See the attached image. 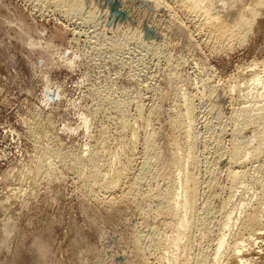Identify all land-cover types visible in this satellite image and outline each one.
<instances>
[{"label": "rangeland", "instance_id": "374dc122", "mask_svg": "<svg viewBox=\"0 0 264 264\" xmlns=\"http://www.w3.org/2000/svg\"><path fill=\"white\" fill-rule=\"evenodd\" d=\"M73 1L69 0V6ZM160 1L170 13L158 23L161 34L165 32L164 40L154 46L147 45L145 39L143 43L137 40L140 32L136 23L129 26L123 22L118 37L112 34L114 30L104 28L106 35H113L117 41L106 44L98 27L82 23V16L71 19V13L60 9L56 0H0V264H114L110 260L114 257L108 256L111 252L123 258L117 264H158L155 252L162 249L163 235L169 236L166 225L171 220L170 215L159 211L158 202L178 183V162L186 161L188 147L195 142H200L195 143L199 147L196 151L191 148L199 162L195 171L199 172V203L211 198L210 203L218 205L211 215L214 222L221 218L219 206H225L226 201V209L235 208L238 216L237 207L258 198L247 181L250 170L264 168L263 153L258 156L262 159L249 157L250 163L234 168L244 174L235 180L243 185L230 181L229 169L218 166L215 198L205 186L210 163L216 159L212 140L220 141L221 150L231 148L230 133L238 127L224 114L221 123L212 128L208 118L215 115L214 88L224 86L236 94L248 71L264 69V8L251 28L253 32L219 48L207 38L200 15L182 5V0ZM228 2L223 6L214 0V14L230 11ZM70 8L74 12L73 4ZM106 8L103 12L107 14L110 9L111 13L113 6ZM96 14L93 11L90 17ZM157 18L161 19L156 16L147 21L148 26L157 24ZM214 84L212 91L207 90L206 86ZM232 85L236 87L233 90ZM120 102L124 113L116 109L115 103ZM188 112L194 118L192 129L201 135L200 139L195 136V141L194 137L182 136ZM190 139L194 142L189 143ZM198 213L205 217L202 210ZM201 244L206 245L205 241ZM192 250L194 254L200 249L195 246Z\"/></svg>", "mask_w": 264, "mask_h": 264}, {"label": "bare ground", "instance_id": "6f19581e", "mask_svg": "<svg viewBox=\"0 0 264 264\" xmlns=\"http://www.w3.org/2000/svg\"><path fill=\"white\" fill-rule=\"evenodd\" d=\"M47 1H49V0H47ZM56 1H58V3H60V4L57 3L58 4L57 6L60 5V9L62 8L64 10V8H66L68 14L70 15V13H71V15H70V17H72L71 19L76 18V20H77V19H79L82 16L81 17L82 19L80 18V20H82L81 21L82 23H84L86 25H89V27L91 26L90 24H93L92 25L93 28L98 27L99 30L101 31V34L103 35L102 37L105 40L106 44H109V43L114 44L113 42H115L116 40L114 39L113 35L107 36L106 35L107 33H106L105 29L108 28V29L114 30V33L112 31V34H116L117 32L119 33L120 29H121V26H123L122 23L124 22L125 24L128 23L129 26H134V23H136L135 24L136 28L139 30L138 32H140L139 34L137 33L138 34V39H137V37H136V39L139 40V41H142V43H143V39H145L147 41V43H146L147 45H153L154 44V46H155L156 43L159 42L164 37V34H165V32H164V34L163 33L161 34L162 30L159 29L158 26H160L159 24H161V22L163 21V18L167 16V13L168 14L170 13V12L166 11V9L163 8L164 6L163 7L161 6V1L160 0H155L153 2L152 1L150 2L148 0H93L94 3L91 2L90 0H74L73 3L71 2L73 4V7H74V12L71 11L70 6H72V4H70V6H69V0H56ZM182 2H183L182 5L186 4V6H188V8H190L191 10H193L194 12H196V13H198L200 15L201 18H198V19H202V23L204 25L203 27L202 26L201 27L202 28L205 27L206 28V32L209 34V35H207V38L209 36L210 39L213 41V43L219 48H223L225 46L227 47V43L232 41L235 37H242L246 33L248 35L249 31L253 29L252 28L253 25L255 24V22L260 17L261 9L264 8V0H219V2L223 3V4H221L223 6H226L225 2H228L229 3L228 9L230 11L224 13L223 15H221V14L220 15H215L214 13H217V12H213V9H215V8L212 9V5H213L212 3L214 2V0H182ZM216 2H218V1H216ZM96 5L98 6L99 11H98ZM215 5H216V3H214L213 7H215ZM52 6H53V4H52ZM109 6H113V9L111 10L112 12L109 13L108 10H110V9H108L107 10V14L104 13L103 12L104 9H107L106 7H109ZM138 7H141V9H140L141 11H138V9H139ZM53 8H54V6H53ZM218 8H220V7H218ZM93 11H97V14L95 16L96 18L95 17L94 18L90 17L91 12H93ZM65 12H64V14H65ZM194 12H189V13L192 14ZM139 15L142 16L143 19H137ZM93 16H94V14H93ZM156 16L160 17L161 19L157 18L158 19V20L156 19L157 22L155 21L157 24H155V25L153 24V26H150V25L148 26L147 21H150L151 18H153V19L156 18ZM66 18L67 17H65V20H66ZM171 18H172V16H171ZM100 20L102 21V23H101ZM56 21H58V20H56ZM117 26H119V27H117ZM129 26L126 29H129ZM116 27H117V29H116ZM73 31H75V30H73ZM92 31H94V30H92ZM135 31H137V30H135ZM141 31L144 33L145 37L142 35ZM124 32L122 34H124ZM251 32H253V30ZM89 33H90V31H89ZM116 35L118 37V34H116ZM124 35H126V34H124ZM127 35H128V32H127ZM78 37H79V34H78ZM91 38H92V36H91ZM119 38H121V37L119 36ZM122 38H123V36H122ZM170 38H171V36H170ZM185 38L187 39V37H185ZM124 40H125V38H124ZM124 40H122V41H124ZM163 40H164V38H163ZM72 41H74V40H72ZM240 41H241V44H242L243 41L242 40H240ZM120 42H121V40H120ZM209 42H211V41L209 40ZM115 44H117V43H115ZM137 44H138V42H137ZM212 44H211V48H212ZM215 45H213V46H215ZM230 45H231V43H230ZM139 47H140V45H139ZM217 47H215V48H217ZM107 48H110V47H107ZM116 48H118V47H116ZM125 48H126V46H125ZM151 48H152V46L150 47V50H151ZM143 49H144V47H143ZM117 50H119V49H117ZM127 50H128V46H127ZM217 50H218V48H217ZM102 51H104V50H102ZM157 51H158V49H157ZM213 51H215V50H213ZM89 57H91V56H89ZM109 57H110V55H109ZM93 60H92V62H93ZM117 60H120V59H117ZM262 62H264V61H262ZM251 63H253V62H251ZM256 65L257 64L255 63V66ZM199 67H200V64H199ZM251 67L253 68V66H250L249 70H251ZM263 67H262V69H263ZM240 74H241V72H240ZM133 75H134V72H133ZM131 78H134V77H131ZM212 78H214V77H212ZM212 78H210V79H212ZM240 79H242V77H240ZM244 79L243 80L245 82L242 80L244 84L241 82L243 84L241 90L236 91V92H238L236 94L233 93L235 91V90H233V88L235 87V86L233 87V85H232V88H231V90H233V91H229L230 89L228 90V88L224 89L223 88L224 86L222 88H220L219 86H215V84L206 86L207 90H209V91H212L211 90L212 89L211 86H215L214 93L212 92L214 94L213 97H214L215 103H217V105L216 104L212 105V108H213L212 109L213 110L212 113L214 112L215 115L213 114L214 116H211L212 114L210 112V114H211L210 116L212 118L211 117L208 118L209 121H210V119H212V122H211L212 123V125H211L212 128H216V126L221 123V120H222L224 114H227L228 116H230L229 118L232 119L233 124H234V122H235V124L238 123L237 129H233V131L231 130L232 133H230V134H232L231 135V139L232 140L230 139L231 140V143H230L231 144L230 145L231 148L228 147L230 150H225L227 147L225 149L222 148L223 150H221L219 148L220 146H222V145L219 144L220 141L217 143L216 140H212L213 142L215 141L214 142V148L216 149L215 150L216 159L214 157V160L210 163L211 165H210V168L208 170L210 178H209V182L205 186V189H207L205 191H207L209 193L211 192V194H212V195H210V197L211 196L214 197V195L216 194L215 191H216V189L218 187V185H215V182H214V180H216L215 179V171L217 173V167L218 166H219V169H223V170L225 168L227 170L229 169V173H231L232 176H231V178H230V176L227 177V178H229L230 181H231V179L234 180V182L236 183L238 180L237 181H235V180L237 178H239V180H240V176H243L244 174L240 172V169L239 170L237 169L239 172H236L237 170L234 169V168H237L239 165H242V164L250 161V160L247 161V159L249 157H250L251 160H255V159L258 158V156L260 154H262V153L264 154V69L263 70L259 69V71H257V72L252 69L251 71H248L246 73ZM207 81L211 82L210 80H207ZM217 81H219V80H217ZM217 81H216V83H217ZM232 81H234V80L232 79ZM214 83H215V81H214ZM232 83H234V82H232ZM229 85H231V84H229ZM229 87H231V86H229ZM202 88H203V86H202ZM203 91H205V90H203ZM208 97H209V95H208ZM117 102H119V101H117ZM121 102L120 103H115L116 104V109H117V111L119 110V111L124 113L123 107L120 105ZM238 102H241V103H238ZM243 104L244 105L245 104L246 105L249 104V105L248 106H246V105L242 106ZM236 106H238V108ZM188 109L190 110V108H188ZM124 110H125V108H124ZM128 110H129V108H128ZM208 110H211V109H208ZM184 115H186V114H184ZM181 116H182V114H181ZM191 116H192L191 113L188 112L187 115L185 116V118L187 117L186 120H184L185 118L183 119L184 121H187V123H186V129L187 130L185 129L184 132L182 131V130H184V129H182L183 125H181V122L183 120L180 122V125H181L180 129L183 132V135L180 134V133L179 134L182 135V136H186L187 138H190V137H194L195 138V136H196L197 139H200V138H198L199 135L197 136L198 132H196V133L194 132L196 130H194L195 129L194 128V124H192V119H191L193 117H191ZM122 117L124 119V114H123ZM178 119H180V118H178ZM230 120H229V122H230ZM184 121H183L182 124H184ZM209 121H207V122H209ZM193 122L195 123V121H193ZM178 123H179V121H178ZM178 123H177V125H178ZM227 123H228V121H227ZM224 125H225V123H224ZM209 126L207 127L208 130H209ZM224 127L225 126H223V129H224ZM184 128H185V126H184ZM192 128H194V129H192ZM249 129L251 130V132L249 131L250 135H248L249 133L244 135V131L249 130ZM228 131H229V129H228ZM208 132L210 134V130ZM208 132H206V133L208 134ZM220 132H221V129H220ZM215 134H217V132ZM211 135H212V133H211ZM213 136H214V134H213ZM134 137H136V136H134ZM196 138L194 139V141L196 140ZM205 140H207V138ZM205 140H204V143L206 142ZM190 141H191V139L189 140V143L194 142L193 139H192L191 142ZM213 142H212V144H213ZM189 143H188V145H189ZM197 143H200V142H197ZM194 144L192 146L189 145L188 149L189 148L190 149L187 152V154L184 153L186 155V158L184 157L186 161H184V162L179 161L178 162L177 173H178V171L180 172V173H178V175H179L178 183L176 185H174L175 187L172 185L173 188L171 189V187H170L171 190L167 189V192L162 196V198L159 197V199L161 198V202H158L159 204H161L159 208H162L159 211L160 212H165V214L167 213V215H170L171 220L169 222H167L168 225L165 224L166 226H168V230L170 231L169 236H167L168 233L166 234V232H165L164 234H166V238L163 235L162 239L164 241H161V242H164V243H161L160 241H157V242H160L162 244V245L161 244L159 245L162 249H160V247H158V249H160L159 250L160 252L157 251V249L155 248V245H157L158 243L156 242L155 245L153 244L154 245V249H156L155 253L158 252L157 253L158 256L155 254L157 256L156 260H157L158 264H264V168H254L253 164H252L253 168H254L253 170H250V168L247 167L251 172L249 173V176H248L249 177V181L246 180L247 179L246 177H245L246 178L245 180L247 182H250V183H248V185L251 184L250 186H252V189L253 188L256 189L255 191H257V193H258V194H256V195H258V198L255 199V201H251V202L248 201L244 205H242L241 207L240 206L237 207V208H240V211H237V212H239V214L237 213L238 216H236L234 214L235 208L231 207V209L232 210L234 209V211L226 209V207H225L226 203H227V201H226L225 206H224V204H221L219 206V213L221 214V215L220 214L219 215L221 216V218L219 220H217V221L215 219L216 222H214L213 221L214 218L212 217V219H211V215L215 213V208L218 205L214 204L215 206H213L212 203H210V202H213V201L210 200L211 198H209V194L208 193L207 194H208V198L209 199L203 201L204 203H201V204L199 203L200 202V199H199V197H200L199 196V194H200L199 193V189L200 188H199V181L197 179L198 178L197 174L199 172L197 174L195 172L196 169H197V171L199 170L197 168L198 160L196 162L197 158L195 159V156H196V154H194L195 152L193 154L191 153V148L192 147H194V149L196 151L197 147H196V144H195V146H194ZM179 145H181V144H179ZM206 145L208 147V143ZM198 146H202V145H198ZM175 148H177V147H175ZM205 149H206V147H205ZM219 149H220V151H219ZM177 155H179V152H178V154H176V157H177ZM46 157H48V156H46ZM178 157H180V156H178ZM181 157H183V156L181 155ZM184 158H182V159L184 160ZM208 158H209V156H208ZM260 159H262V158H260ZM260 159L258 158V160H260ZM45 160H46V158H45ZM49 160H51V159H49ZM189 160L191 161V163L189 162L190 165L187 163ZM42 162H45V161H42ZM52 162H54V161H52ZM252 162H254V161H252ZM248 163H250V162H248ZM254 163H258V162H254ZM47 164H49V163H47ZM186 164H188L189 168H187ZM207 164H209V163H207ZM198 165H199V162H198ZM258 165H259V163H258ZM262 167H264V166H262ZM48 168H50V167L48 166ZM207 168H208V166H207ZM39 169H40V167H39ZM248 169L246 170L247 172H248ZM223 170L220 173H223ZM234 170H236V171H234ZM241 171H242V169H241ZM177 173H175V174L177 175ZM175 174H174V176H176ZM98 175H100V174H98V172H97V176ZM97 176L95 175L94 176L95 179L94 178H92V179L96 180ZM98 177H101V176H98ZM116 178L117 177L115 176V179ZM94 180L91 181V182H94ZM97 181H99V180L97 179L95 182H97ZM114 182H116V181H114ZM247 182H245V183H247ZM231 183H233V182H231ZM241 183H243V182H241ZM241 183L239 182L238 184L237 183L236 184L238 186ZM245 183H244V185L246 186ZM111 184H113V183H111ZM171 184H170V186H171ZM236 184H235V186H236ZM97 185L98 184H95L96 187H97ZM241 185H243V184H241ZM99 186L101 188L103 187V189H104L103 183H101ZM232 186H233V184H232ZM250 186H248V187H250ZM166 188H167V186H166ZM218 189H219V187H218ZM232 189H233V187H232ZM164 191H166V190H164ZM229 197H230V195H229ZM242 200H241L240 203L243 202ZM224 202L225 201H223V203ZM228 202H231V201H228ZM199 205H201V207H200L201 209H199ZM161 210H163V211H161ZM199 210H202V212H203L205 217L201 218V216L200 217L198 216L199 215V213H198ZM200 213H201V211H200ZM162 214L164 215V213H162ZM209 217H210V219H208ZM166 226H164V227H166ZM215 229H217L216 230V232H217L216 234H214V230ZM203 237H204V239H207V240H202V241H205V244H206L204 247H202L203 246L201 244L202 241L200 240ZM108 239L109 238H107V240ZM197 241L200 242L199 245L198 244L196 245ZM195 246H197V248L200 249V250L199 251L197 250L198 253L195 251L196 253L191 254V252H194L192 249ZM112 247H113V243H112ZM154 251H152V253ZM152 253H150V254L152 255ZM108 256H113L114 257V258H112V257L110 258L111 261L114 260V264H117L118 262L123 261V258L120 257L115 252L108 253ZM102 262H103V260H102Z\"/></svg>", "mask_w": 264, "mask_h": 264}]
</instances>
